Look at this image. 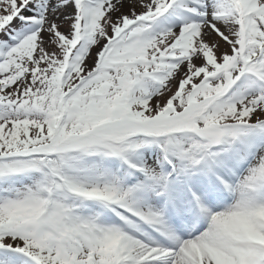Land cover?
Wrapping results in <instances>:
<instances>
[{
    "label": "snow or ice",
    "instance_id": "1",
    "mask_svg": "<svg viewBox=\"0 0 264 264\" xmlns=\"http://www.w3.org/2000/svg\"><path fill=\"white\" fill-rule=\"evenodd\" d=\"M0 264H264V0H0Z\"/></svg>",
    "mask_w": 264,
    "mask_h": 264
},
{
    "label": "rangeland",
    "instance_id": "2",
    "mask_svg": "<svg viewBox=\"0 0 264 264\" xmlns=\"http://www.w3.org/2000/svg\"><path fill=\"white\" fill-rule=\"evenodd\" d=\"M74 11V9H72V8H69L68 9V12H73ZM61 20H63V16H61ZM62 30L63 31H67L68 30V25L66 24V23H64V24H62ZM228 48V46L227 45H222V50H226Z\"/></svg>",
    "mask_w": 264,
    "mask_h": 264
}]
</instances>
